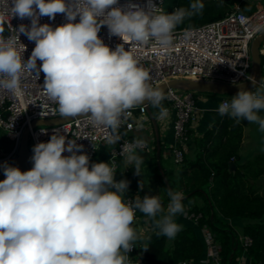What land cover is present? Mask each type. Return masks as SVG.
Returning <instances> with one entry per match:
<instances>
[{
  "label": "clouds",
  "instance_id": "obj_1",
  "mask_svg": "<svg viewBox=\"0 0 264 264\" xmlns=\"http://www.w3.org/2000/svg\"><path fill=\"white\" fill-rule=\"evenodd\" d=\"M117 5L118 0H12L0 9V25L8 14L29 18L31 25L21 24L16 35L7 38L0 26V90L19 96L24 74L35 72L39 77L43 72V89L59 115H82L92 127L111 130L109 145L121 139L118 130L130 110L145 101L159 109L160 119L166 118L163 92L149 83V73L124 44L152 42L160 50L169 49L177 26L202 14L204 4L192 0L172 13L155 5L148 12L133 3ZM56 14H65L68 22L55 28L39 24L40 17L54 19ZM77 17L79 22L74 23ZM104 25L124 44L115 50L107 46L98 35ZM20 34L35 42L27 60ZM260 110L264 81L254 91L241 89L217 109L237 124L255 123L264 133ZM144 147L137 138L121 148L125 165H131L136 175H141L144 163L137 149ZM81 149L54 130L48 142L34 146L30 170L3 165L0 264H131L128 253L138 239L132 227L137 210L153 221L157 236L174 239L182 230L175 219L185 212L181 192L168 190L166 207L159 196L137 195L128 202L129 181L115 180L116 162L90 166L87 154H77ZM65 151L71 155H62Z\"/></svg>",
  "mask_w": 264,
  "mask_h": 264
},
{
  "label": "built area",
  "instance_id": "obj_2",
  "mask_svg": "<svg viewBox=\"0 0 264 264\" xmlns=\"http://www.w3.org/2000/svg\"><path fill=\"white\" fill-rule=\"evenodd\" d=\"M162 1L150 0L149 3V0H118L117 6L124 7L133 3L148 12L151 10V5H155L158 10L162 11ZM11 2L12 0H0V9H6L8 3L11 5ZM254 4L256 8L249 13L242 11L239 4L235 3L222 17L199 25L176 28L172 46L166 50L158 49L152 42L134 46L124 44L120 37L110 34L106 25L101 27L98 35L113 50L120 44H124L126 50L130 48L139 65L149 73V83L153 87L174 77L237 83L249 78L250 42L259 30L264 28V2L256 0ZM67 22L65 14H56L54 19L47 16L39 18L40 25L49 24L53 28ZM78 22L79 17L74 23ZM21 24L30 27L31 20L29 18L22 20L8 14L3 24L0 25L4 28V37L15 36V29H18ZM19 40L26 46L23 58L27 60L35 47V42L30 41L24 34L19 35ZM41 63L37 61V68ZM262 81H264V69H262L261 78L257 84L246 91H254ZM43 84V72H39V77L35 72L25 73L21 79V95L16 96L0 90V131L2 132L0 135V165L7 163L15 155L21 133L24 127L28 126V141L32 140L33 147L38 143L48 142L54 130H59V134L66 137V143L75 140L77 145L82 146L77 154H87L91 166L99 145L108 144L107 136L111 130L92 127L87 117L82 115L59 124L31 126L33 119L59 115L58 106L47 97ZM193 91L169 86L163 93L167 101L164 107L168 109V116L162 120L167 122L170 117L174 138V142L167 149L172 160L177 164L183 161L187 150L189 125H192L198 117L199 107ZM235 95L222 96L217 109L222 102L230 101ZM130 113L118 130L121 137L119 142L108 144L107 162L114 160L117 164V160L122 157L120 155L122 146L126 142L131 143L134 139H142L145 142V147L137 150H144L150 146L151 141L148 138L136 134L137 130L151 127L145 104L131 109ZM160 123L163 125V122ZM3 137H8L12 141L11 146L7 145ZM31 153L33 156V151ZM62 155L68 156L71 153L65 151ZM115 180L118 182L116 177ZM134 198V196H125L128 202L133 201ZM199 215L200 213L188 210V216L195 222ZM132 227L142 228L137 211ZM201 234L205 247L204 255L196 259L180 261L178 264H221V247L212 231L207 226H203ZM238 241L241 251L235 255L234 264H250L246 251L252 238L248 234L240 233ZM128 255L131 264H142L141 258L135 256L133 249Z\"/></svg>",
  "mask_w": 264,
  "mask_h": 264
},
{
  "label": "trees",
  "instance_id": "obj_3",
  "mask_svg": "<svg viewBox=\"0 0 264 264\" xmlns=\"http://www.w3.org/2000/svg\"><path fill=\"white\" fill-rule=\"evenodd\" d=\"M191 2L192 0H163L162 11L172 13L180 7L187 8ZM202 2V14L185 19L177 28L199 25L222 17L235 3L247 13L256 8L251 0ZM261 65L264 69V54H261ZM162 105H165L164 100ZM151 109L155 116L159 114V109L152 106ZM242 129V122L237 124L228 115L220 116L200 138L194 140V157L184 154V159L174 176L167 174L161 159L160 165L172 191L183 194V202L188 204L189 211L200 213L196 219L198 229L207 226L212 231L221 247V264H234L235 255L241 251L238 233L223 219L234 216L245 220L242 231L252 238L246 251L250 264H264V192H259L252 182L264 174V153H256L243 161L238 160ZM3 138L7 145L11 146L12 141L8 137ZM153 142L155 144V140ZM151 160L156 163L155 154ZM230 161L235 162L234 167L229 168ZM155 168L161 183L155 186L168 200V186L158 168ZM115 177L118 182L129 181L125 196L142 193L139 175L135 174L131 165L124 170L117 169ZM137 213L138 216H144L139 210ZM145 248L147 250H144ZM134 249L135 256L141 258L142 264H178L180 261L196 259L204 255L205 251L202 234L191 225L182 226V230L174 239L157 236L156 232L149 239L138 237Z\"/></svg>",
  "mask_w": 264,
  "mask_h": 264
},
{
  "label": "crops",
  "instance_id": "obj_4",
  "mask_svg": "<svg viewBox=\"0 0 264 264\" xmlns=\"http://www.w3.org/2000/svg\"><path fill=\"white\" fill-rule=\"evenodd\" d=\"M251 1L254 2L256 0H251ZM259 1L264 2V0H259ZM221 97L222 96H218V94H214V93H208V94L200 93L198 95V99H197V104L199 107L198 117L192 125H189V128H188L189 138H188L187 150L185 152L186 156L194 157V154L196 151L194 140L196 138H200L202 136L203 132L212 125L213 121L221 116L217 111V105H218ZM258 114L261 115L262 117H264V110H260V112ZM155 117H156V120L158 123V128H159V141H160V145H161L160 155L165 157V159H166L170 156L167 148L170 144H172L174 142V138L172 135L170 117H168L167 122L160 119L158 114ZM160 122H163V125ZM241 122H242V128L243 129H242V139L240 142V147L238 149V156H237L239 161H243V160L247 159L248 157H250L256 153H264V133H261L258 130V125H256L255 123H249L246 120H242ZM247 123L250 124L251 127H254V128L256 127L254 131H252V130L250 131L251 134L248 136L246 135V132L248 131V128L250 126L248 127ZM151 127H153L152 124H151ZM141 130H143V129L137 130L136 134H139L141 136H145V134H143L141 132ZM144 130L147 131V134L149 135V131H148L149 127L145 128ZM145 137H147V136H145ZM150 137L151 138H149V137L148 138L151 142L153 140H155L154 131L150 135ZM154 146H155V144L153 142V144L150 145L148 151L141 152V151L137 150V152L143 157V159L151 161V157L153 156V154H155ZM107 157H108V144H100L95 155H94L92 164L93 163H100V162L107 163ZM128 166H130V165H125V163L123 161V157H120L117 160V169L124 170ZM178 168H179V166L177 165L175 171H173V174L174 173L176 174ZM139 180H141V179H139ZM252 182L254 184V187L257 188V190L259 192H264V174L259 175L256 179H253ZM141 184L142 183L140 181L139 187ZM148 186H150V185H148ZM144 188L145 187L143 185L142 189H144ZM147 194H148V192H145V190H144V192H142V193H135L134 197L139 195L141 198H143V196H145ZM162 195H165V194H163V193L157 194V196L161 197L162 202H163L164 206L166 207L168 200L165 199V196H162ZM183 204L185 207V212L183 214H178L175 217L176 222L182 226H185V225L193 226V228L196 229V231L198 233H200V235H201V228L198 229V225L196 224V222L188 216V204L184 203V202H183ZM223 219L225 221H227L236 230V232L238 234L243 233L242 228H243V225L245 223L244 219H242L241 217H238V216L224 217ZM139 224H140V226L142 225V228H140V229L138 228L139 230L135 228V231L137 233V236L141 237L143 239H149V237H151V235H153L157 231L154 229L153 221L145 215L143 217L139 216ZM132 249H133V251L135 250L134 247Z\"/></svg>",
  "mask_w": 264,
  "mask_h": 264
},
{
  "label": "water",
  "instance_id": "obj_5",
  "mask_svg": "<svg viewBox=\"0 0 264 264\" xmlns=\"http://www.w3.org/2000/svg\"><path fill=\"white\" fill-rule=\"evenodd\" d=\"M203 1V0H202ZM241 1V0H236ZM264 41V28H261L259 32L253 37L250 42V54H251V66L249 69V77L255 80V85L261 78L262 74V65H261V52L260 47ZM252 79H245L237 83H226L222 81H215V80H202V79H192V78H169L166 81L159 83L158 85L154 86V88H159L163 93L167 89V87H177L182 89H192L196 91H203V92H211L214 94H237L241 89L248 90L254 87ZM147 114L150 118L151 124L153 126L154 135H155V157H156V164L157 168L168 186L169 190H172L168 184V180L165 176L164 170L160 165V150L161 145L159 141V128L156 117L151 109L150 104L145 101L144 102ZM81 116V115H79ZM78 117V116H77ZM74 117H64V116H53L49 118H36L31 121V126L37 124H45V125H54L59 124L62 122L69 121ZM28 130L29 127L25 126L20 139L19 144L16 149L15 155L8 161L6 164L12 167H18L22 172L28 171L33 167L32 161V153L28 146ZM3 165H0V181L4 180L6 177L3 171ZM235 162H229V168L234 167Z\"/></svg>",
  "mask_w": 264,
  "mask_h": 264
},
{
  "label": "rangeland",
  "instance_id": "obj_6",
  "mask_svg": "<svg viewBox=\"0 0 264 264\" xmlns=\"http://www.w3.org/2000/svg\"><path fill=\"white\" fill-rule=\"evenodd\" d=\"M262 46V45H261ZM262 49H264V46H262ZM202 93V94H208V93H211V92H203V91H196L194 90L193 91V94L196 98V100L198 99V95ZM218 96H230V94H218ZM166 100L164 99V104H166ZM248 124V123H247ZM250 126V127H249ZM255 126V125H254ZM248 131L246 132V135H250L251 134V130L254 131L255 128L254 127H251L250 124H248ZM145 128H143V130H141V132L143 134H145V136H147L146 138H151L150 135L153 133V127H150L149 128V135L147 134V131L144 130ZM162 135V134H161ZM148 138V139H149ZM153 144V141L150 143V145ZM28 146H29V149L31 151H33V143H32V140L30 139L28 141ZM150 147V146H149ZM149 147L147 149H144V150H139L141 152H146L149 150ZM164 152V151H163ZM161 164L162 166L164 167V169L166 170L167 174L171 177V176H174L175 173L173 174V171H175L177 165L179 166V164L175 163L173 160H172V157L171 155L165 159V157L161 156ZM157 167V164L154 163L152 160L149 161V160H145L144 159V163L143 165L141 166V175H139V179H141V183L144 185V189H142V192H148L147 195L149 196H157V194H160V193H163L161 192L160 190L157 189V187L155 186L156 184L157 185H161L160 183V179L156 173V168ZM150 185V186H148Z\"/></svg>",
  "mask_w": 264,
  "mask_h": 264
},
{
  "label": "bare ground",
  "instance_id": "obj_7",
  "mask_svg": "<svg viewBox=\"0 0 264 264\" xmlns=\"http://www.w3.org/2000/svg\"><path fill=\"white\" fill-rule=\"evenodd\" d=\"M262 46H264V42H262ZM261 52H264V49H262V47H260Z\"/></svg>",
  "mask_w": 264,
  "mask_h": 264
}]
</instances>
